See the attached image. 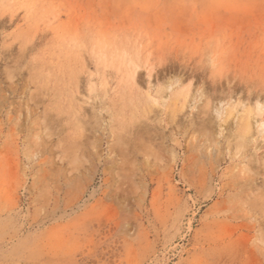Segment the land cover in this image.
Listing matches in <instances>:
<instances>
[{"label":"rangeland","instance_id":"374dc122","mask_svg":"<svg viewBox=\"0 0 264 264\" xmlns=\"http://www.w3.org/2000/svg\"><path fill=\"white\" fill-rule=\"evenodd\" d=\"M0 264H264V0H0Z\"/></svg>","mask_w":264,"mask_h":264},{"label":"bare ground","instance_id":"6f19581e","mask_svg":"<svg viewBox=\"0 0 264 264\" xmlns=\"http://www.w3.org/2000/svg\"><path fill=\"white\" fill-rule=\"evenodd\" d=\"M248 125V124H247ZM247 128V127H246ZM73 144V143H72Z\"/></svg>","mask_w":264,"mask_h":264}]
</instances>
